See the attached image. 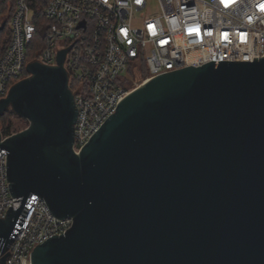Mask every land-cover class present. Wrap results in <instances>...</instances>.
<instances>
[{"label": "water", "instance_id": "water-1", "mask_svg": "<svg viewBox=\"0 0 264 264\" xmlns=\"http://www.w3.org/2000/svg\"><path fill=\"white\" fill-rule=\"evenodd\" d=\"M73 43L55 67L28 64L0 100V117L28 123L0 133L6 186L20 201L0 219V253L34 194L72 226L36 246L31 264H264V57L139 85L75 154L63 67Z\"/></svg>", "mask_w": 264, "mask_h": 264}, {"label": "built area", "instance_id": "built-area-1", "mask_svg": "<svg viewBox=\"0 0 264 264\" xmlns=\"http://www.w3.org/2000/svg\"><path fill=\"white\" fill-rule=\"evenodd\" d=\"M261 4L264 0H227V6L222 0H14L8 14L10 42L0 57V100L30 76L28 64L55 67L57 52L76 40L63 67L78 112L72 150L79 154L139 85L211 61L263 58ZM42 6L45 24L40 28L33 7ZM5 156L0 149V219L9 207L16 210L20 205L6 186ZM25 208L14 241L0 253V258L9 253L5 264H31L36 246L72 226L70 218H54L37 195H30Z\"/></svg>", "mask_w": 264, "mask_h": 264}, {"label": "trees", "instance_id": "trees-1", "mask_svg": "<svg viewBox=\"0 0 264 264\" xmlns=\"http://www.w3.org/2000/svg\"><path fill=\"white\" fill-rule=\"evenodd\" d=\"M8 3H10L11 5L10 9H8V6H7ZM13 7H14V0H0V16L7 15L6 18L4 19V21H6V26L4 30L0 33V57L3 55V53L5 52L10 42V29H9V15L8 14L12 12ZM33 8H34V13H35V18H37V25L41 28L43 27V24H45V19L43 18V15H42L43 6L37 7V8L33 7ZM12 117H16L20 121H25L10 111L6 112L2 117H0V133L3 137H8L18 132V130H16L15 125L10 120V118Z\"/></svg>", "mask_w": 264, "mask_h": 264}, {"label": "rangeland", "instance_id": "rangeland-1", "mask_svg": "<svg viewBox=\"0 0 264 264\" xmlns=\"http://www.w3.org/2000/svg\"><path fill=\"white\" fill-rule=\"evenodd\" d=\"M125 78L127 81H129L131 79L129 74H126ZM10 120L13 122V124L15 125L16 130H18V132L24 130L28 126V123L26 121H20L16 117H12V118H10Z\"/></svg>", "mask_w": 264, "mask_h": 264}, {"label": "snow or ice", "instance_id": "snow-or-ice-1", "mask_svg": "<svg viewBox=\"0 0 264 264\" xmlns=\"http://www.w3.org/2000/svg\"><path fill=\"white\" fill-rule=\"evenodd\" d=\"M223 3H225V6H227V0H222ZM260 10L264 11V4L260 5Z\"/></svg>", "mask_w": 264, "mask_h": 264}]
</instances>
